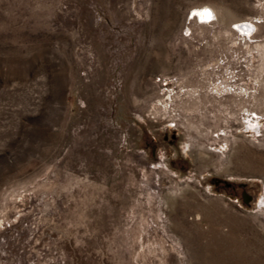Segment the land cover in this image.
Listing matches in <instances>:
<instances>
[{"label": "rangeland", "instance_id": "rangeland-1", "mask_svg": "<svg viewBox=\"0 0 264 264\" xmlns=\"http://www.w3.org/2000/svg\"><path fill=\"white\" fill-rule=\"evenodd\" d=\"M0 264H264V0H0Z\"/></svg>", "mask_w": 264, "mask_h": 264}, {"label": "bare ground", "instance_id": "bare-ground-1", "mask_svg": "<svg viewBox=\"0 0 264 264\" xmlns=\"http://www.w3.org/2000/svg\"><path fill=\"white\" fill-rule=\"evenodd\" d=\"M206 13H207V11H206ZM250 27V26H249ZM243 29H247V27H243ZM248 29H250V28H248ZM245 31V30H244ZM249 31V30H248Z\"/></svg>", "mask_w": 264, "mask_h": 264}]
</instances>
